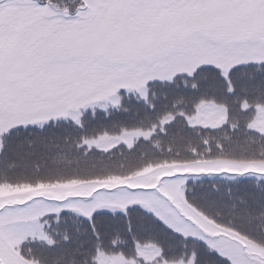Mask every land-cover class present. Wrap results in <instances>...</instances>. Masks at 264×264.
I'll use <instances>...</instances> for the list:
<instances>
[{
  "label": "snow or ice",
  "instance_id": "snow-or-ice-1",
  "mask_svg": "<svg viewBox=\"0 0 264 264\" xmlns=\"http://www.w3.org/2000/svg\"><path fill=\"white\" fill-rule=\"evenodd\" d=\"M0 264H264V0H0Z\"/></svg>",
  "mask_w": 264,
  "mask_h": 264
}]
</instances>
